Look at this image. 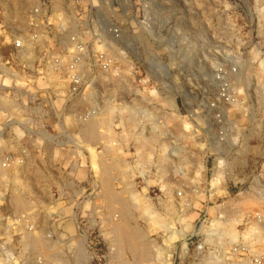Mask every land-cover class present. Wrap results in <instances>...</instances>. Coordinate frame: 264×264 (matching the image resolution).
Masks as SVG:
<instances>
[{
	"label": "rangeland",
	"instance_id": "rangeland-1",
	"mask_svg": "<svg viewBox=\"0 0 264 264\" xmlns=\"http://www.w3.org/2000/svg\"><path fill=\"white\" fill-rule=\"evenodd\" d=\"M43 1L48 11L36 29L43 39L11 48L13 84L34 74L41 89H66L64 78L50 83L42 55L48 49L68 54L77 36L88 44L89 85L69 105L59 103L58 112L53 98L43 105L40 112L49 117L35 124L32 139H21L27 131L14 115L0 132V155L27 151L25 165L0 181V244L6 243L0 264H118L121 252L127 264H142L115 240L109 219L120 204L109 205L104 196V167L111 190L137 218L128 223L146 228L154 264H237L242 256L231 260L228 251L240 240L264 253V219L249 217L264 215V0H0V22L9 26L12 43L35 31L30 10ZM101 49L111 60L108 72L99 68ZM25 94L13 85L9 109L21 110L16 98L26 101ZM106 107L111 113L99 114L97 136L87 137L77 114ZM91 174L95 180L88 184ZM57 194L62 216L52 219L49 204ZM133 199L153 205L171 239L169 231L151 230ZM32 208V233L57 246L51 258L27 240L29 232L1 230L3 216ZM224 229L231 237L221 234ZM155 246L163 247L165 259Z\"/></svg>",
	"mask_w": 264,
	"mask_h": 264
},
{
	"label": "built area",
	"instance_id": "built-area-1",
	"mask_svg": "<svg viewBox=\"0 0 264 264\" xmlns=\"http://www.w3.org/2000/svg\"><path fill=\"white\" fill-rule=\"evenodd\" d=\"M47 6L48 3L43 1L39 2L35 7L31 8L30 22L33 28H35V31H33L32 33L29 32L28 37L21 36L17 37V39L15 38L13 43L9 26L3 22H0V49H3V51H0V95L3 97V99H0V132H4L7 126L12 121H14V118H12V116L14 115L18 118L17 123L23 125L25 127V130L27 131L26 133H24V135H22L21 139H32L33 135L39 131V129L36 128L37 125L35 124H37L38 121L40 124L45 123V120L49 116L45 113H41L40 109H44L43 105L47 106V103L52 100L51 98L55 99L52 100V108L56 112H58L59 103L64 102L69 105L73 98L85 92L89 85V78H86L85 75L88 70L86 67L89 65L86 59L88 57V44L87 42H82L79 38H77V36L71 37L72 46L70 47V51H68V54H66L65 52H56L54 50L48 49V51L42 55V59L49 62V70L44 74L48 75V80L50 81V83H52L53 81L51 78H64L69 84L66 89L57 88L56 90H54V88L50 84L49 88L41 89L38 85V78L34 74H29V76H26V78L23 79L22 82H18L19 84H13L11 70V48L13 46L17 50H24L25 47L28 46V44H36L38 41L43 39L41 30L36 31V29L41 28L44 25L43 13L45 11H48ZM112 33L116 35L117 30L112 29ZM96 55L98 64L100 66L99 68H101V70L105 72L108 71L109 67L111 66V60L106 51L101 49V51H98ZM63 67L65 69H62ZM44 74L41 76H44ZM13 85L20 91H23L27 94H25L26 101L16 98V101L18 102L21 110L15 105L13 106V110L9 109V107L12 106L11 91ZM95 112V108H90L79 112L77 114L78 122L87 121ZM43 127L44 126H42V130H45V128ZM63 134L64 133H61L60 136ZM56 142L59 145H62V143H60L58 140ZM74 143L75 145L80 147L76 142ZM87 153L89 152H85L84 156H87ZM25 156H27V151L25 148L23 151L18 152V154H13L11 153V151H8L7 153L0 155V168L10 170L12 167H16L14 169H11V171L17 172L19 171V167H23L25 165ZM90 165L91 163L89 162V166ZM69 166L70 164L68 165V167ZM94 177L95 176L91 174V176L88 177L87 183L91 184L92 180H95ZM75 183L78 184V186H81L82 182ZM94 185L97 184L94 182ZM62 188L63 195H65L66 191L64 190L66 189H64V187ZM81 189L80 191L83 192V198H86V195L88 196L89 192L86 191L87 189L85 188V186L83 190ZM59 197L60 195L57 194L51 204H49L50 210L48 211V215L52 219H56L62 216L61 210L60 208H58L56 202ZM91 199L92 197L89 199L90 203L92 202ZM187 204L188 203L186 202V205ZM35 210V208H32L18 215L3 216V227L1 229L2 232L5 234L15 233L17 235L23 236L26 232H32L36 230L35 222H32L35 221L34 216L37 214ZM249 217L251 219H256L259 222H262L264 219V215L260 212H255ZM0 245L1 247L5 246L6 249L5 242L4 244ZM187 247L188 246H186V248ZM228 254L231 255V260L235 259V257H238L239 255L242 256L243 260L240 259V263L244 262V264H264V253L251 252L247 245V242H244L242 240L234 243L230 247ZM238 263L239 262H237V264Z\"/></svg>",
	"mask_w": 264,
	"mask_h": 264
},
{
	"label": "bare ground",
	"instance_id": "bare-ground-1",
	"mask_svg": "<svg viewBox=\"0 0 264 264\" xmlns=\"http://www.w3.org/2000/svg\"><path fill=\"white\" fill-rule=\"evenodd\" d=\"M18 9V8H17ZM19 15V14H18ZM13 19V18H12ZM63 21V20H62ZM109 71V70H108ZM108 71H106V72H108ZM0 99H2V98H0ZM232 104H234V105H238L239 103L238 102H232ZM110 105V104H109ZM108 105V106H109ZM172 105L173 106H175V104L172 102ZM111 107V106H110ZM176 107V106H175ZM116 108V107H115ZM119 109H122V108H119ZM118 109V110H119ZM111 111V109H108V107H106L105 108V110L103 111L102 110V112H101V110L99 111V109L98 110H96V112L91 116V118H89L87 121H85V122H82V123H85V127L83 128V133L87 136V137H89V138H91V137H96L97 136V134H98V129L97 128H99L100 126V124H101V118H99V114H101V113H109L110 111ZM127 113V112H130V110H128L127 109V111L125 110V111H122V113ZM111 113V112H110ZM122 114V115H125V114ZM129 115V114H128ZM130 115H131V113H130ZM132 117H133V114L131 115ZM130 116V117H131ZM129 119V118H128ZM80 123V122H79ZM81 129V128H80ZM84 134H83V136H84ZM93 139V138H92ZM108 147V146H107ZM110 148V147H109ZM107 154V153H106ZM96 157V156H95ZM99 158V157H98ZM102 158V157H101ZM114 160H116V159H114ZM219 160V159H218ZM117 162V161H116ZM114 163V162H113ZM119 163V162H118ZM217 163H219V165H221V163H222V160H219ZM99 164V168H100V166H101V164H100V162L98 163ZM116 165V164H115ZM216 165V164H215ZM102 166H103V164H102ZM118 167V166H117ZM125 167V166H124ZM2 168H0V170H1ZM100 169H102V168H100ZM101 171V170H100ZM142 171V170H141ZM4 172H9V170H6V169H2V171L0 172V181H7V178L5 177V175H6V173H4ZM104 173H106V174H104ZM119 173V172H118ZM122 173H123V177L124 178H127V177H129V169H125V168H122ZM102 174L104 175L103 176V178L100 176V178H101V180H102V183L104 184V182L108 185V186H106V188H104V185H103V188L105 189V192H103L104 193V196L108 199V203H109V205H111V204H113L114 202H116V203H118V205H119V208H117L116 210H117V212H118V214H115V216H112L109 220L112 222V225H114V232H115V234L117 235V236H115L116 237V241L120 244V246H122V245H124L127 249H130V252L131 253H134L133 255H136L139 259H141V261L142 260H144L143 261V263L142 262H139V263H142V264H154V262H152V260H150L149 258H151V257H148V250L150 249V247H151V240L150 239H148L149 238V235L148 234H145V230H146V228H145V230H144V227H142V226H140L139 224H136V225H130L128 222L129 221H127V220H129L130 218H134L135 220L137 219L134 215H132L131 213H129L130 211H129V207H131L130 205H129V207H128V205H127V203L125 202V203H122V201H121V199L119 198V196L113 191V190H111V188H110V185L108 184L109 182H110V178L111 177H109V176H107L108 174H109V169H108V167H104L103 169H102ZM121 174V173H120ZM125 174V175H124ZM143 174H144V178H146V177H148V174H146V172H143ZM100 175V174H99ZM112 175V174H111ZM218 175V174H217ZM2 179V180H1ZM100 180V179H99ZM126 181V180H125ZM101 183V184H102ZM125 183V182H124ZM0 185H1V183H0ZM102 188V186H101V189H103ZM103 189V190H104ZM13 192V191H12ZM133 193V192H132ZM180 194H182V193H180ZM132 195V194H131ZM133 195H135V194H133ZM134 198H135V196H134ZM139 198V197H138ZM141 198V197H140ZM12 199L15 201V202H19L20 201V197H19V195H18V193L17 192H15L14 191V194H13V196H12ZM22 199V198H21ZM124 199V198H123ZM132 199V198H131ZM145 200V199H144ZM23 201H25V200H23ZM138 201V202H137ZM134 200L133 199V201H129V202H131V203H133V205H134V207H137V209H139L140 210V213H142V215L144 214V216L146 217V220L148 219V224H150V226H151V230L153 229V230H157V228H162V229H164L165 230V232H167L168 233V231H169V235H168V239H171L172 238V235L170 234L171 233V229H170V227L167 229L166 228V224H165V220H163V219H161L160 218V215L159 214H156V213H152L153 212V209H154V207H152L153 205H151V204H149L148 203V200L146 201L145 200V203L147 202L148 204V206H146L147 208H144V207H141L140 205H139V200ZM140 202H142V201H140ZM21 203V202H20ZM144 203V202H143ZM144 203V204H145ZM151 203V202H150ZM16 204V203H15ZM142 204V203H141ZM24 205V204H23ZM108 205V204H107ZM21 206H22V204H21ZM114 207V206H113ZM155 211V210H154ZM156 212V211H155ZM160 213V212H159ZM142 217V216H141ZM165 218V217H164ZM143 219V218H142ZM251 219V218H250ZM108 220V221H109ZM251 220H256V219H251ZM238 221V220H237ZM111 224V223H110ZM156 224V225H155ZM145 226H147V225H145ZM204 226H202V228H203ZM149 228V227H148ZM232 229V228H231ZM253 228H251L250 230H249V232L252 230ZM254 229L256 230L257 229V227H254ZM113 231V230H112ZM148 231V230H147ZM234 231V230H233ZM225 232V233H224ZM228 230H226L225 231V229H224V231L221 233L222 235H229L230 237H231V235H232V233L229 231L228 233ZM252 232V231H251ZM32 233V232H31ZM30 232L29 233H26L25 234V236H27V240L29 239V240H31V242L32 243H34L35 244V246L37 247V249L38 250H40L41 252H43V253H45L46 254V256L47 257H49V258H51V256L53 257V254H55L54 252L57 250V246L55 245V244H53L52 246H49L48 244H46L42 239H40L39 238V235L40 234H31ZM173 233V232H172ZM214 233V232H213ZM251 234V233H250ZM208 235V234H207ZM166 236V235H165ZM148 237V238H147ZM259 237V236H258ZM26 238V237H25ZM229 238V237H228ZM148 239V240H147ZM252 239H254L253 237H252ZM150 240V241H149ZM114 242V241H113ZM236 243V242H235ZM234 244V243H233ZM115 245H116V242H115ZM153 245H154V243H153ZM247 245H248V247H249V249L250 248H252V247H254V246H251V244L249 243H247ZM120 246H119V248H118V250L120 249H122L123 247H121L120 248ZM156 247V248H155ZM154 248H155V251L156 252H158V254H156L157 255V257H166V256H164V255H162V254H165V252L164 251H162V250H164L163 249V247H159V246H155ZM184 248L183 249H186V244H184V246H183ZM116 248H117V246H116ZM119 250V252H121ZM117 251V250H116ZM186 251V250H185ZM250 251H251V249H250ZM151 252V251H150ZM149 252V253H150ZM263 252V251H262ZM121 254H122V252H121ZM121 254H119V256H117V263L118 264H124V262H126L125 260H123L124 258H123V256H121ZM169 254V253H168ZM167 255V254H166ZM116 257V256H115ZM147 257H148V259H147ZM168 258H169V255H168ZM78 259V258H77ZM133 259H135V258H133ZM137 259V258H136ZM139 259H137V261L139 260ZM165 259V258H164ZM216 259V258H215ZM48 260V259H47ZM168 260V259H167ZM66 261V260H65ZM136 261V260H135ZM134 261V262H135ZM146 261V262H145ZM164 262V261H163ZM138 263V262H137ZM225 263V262H224ZM126 264H127V262H126ZM239 264H244V262L243 263H239Z\"/></svg>",
	"mask_w": 264,
	"mask_h": 264
}]
</instances>
